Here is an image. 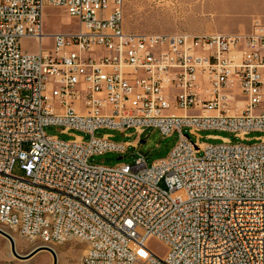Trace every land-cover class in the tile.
I'll use <instances>...</instances> for the list:
<instances>
[{
  "label": "built area",
  "instance_id": "1",
  "mask_svg": "<svg viewBox=\"0 0 264 264\" xmlns=\"http://www.w3.org/2000/svg\"><path fill=\"white\" fill-rule=\"evenodd\" d=\"M127 1L0 0V229L41 246L76 235L86 246L79 264H264V137L190 140L264 133V24L245 34L129 33ZM49 6L80 23L50 36V51ZM23 40L40 50L23 51ZM53 126L83 136H47ZM148 129L178 133L167 158L90 163L139 144L99 130ZM151 239L166 256L148 249Z\"/></svg>",
  "mask_w": 264,
  "mask_h": 264
},
{
  "label": "rangeland",
  "instance_id": "2",
  "mask_svg": "<svg viewBox=\"0 0 264 264\" xmlns=\"http://www.w3.org/2000/svg\"><path fill=\"white\" fill-rule=\"evenodd\" d=\"M194 4L198 7L197 0H177L164 3H154L146 0H129L123 8L124 13V29L129 33H148V34H165L176 35L188 33L187 18L189 12L183 11L185 18L181 19L180 14L182 7L188 4ZM186 5V6H185ZM187 9V8H186ZM222 13V11H221ZM80 30V23L77 19L70 17L62 8L45 7L43 11V48L50 51L53 48V40L50 36L58 34L76 33ZM190 34V33H189ZM21 49L27 53H37L39 50L36 42L31 40H23L20 44ZM60 127H48L45 129L47 136H55L63 141L73 139L72 135L83 136L80 132H70L62 134ZM109 135L112 141L120 144L139 141L137 148L131 146L125 156L107 153L104 155L94 156L90 159V163L99 166L112 167L116 164L132 163L136 154H142L147 159V164L151 166L153 163L163 160L168 157L179 140L178 133H173L170 136H163L157 129H148L145 133L138 137L134 130H128L125 133L112 130H99L96 132V137ZM200 138L190 136V140L195 143L198 139L200 143L206 145H219L221 139L230 140L232 144H254V140L264 137V133H251L246 138L252 142H242L236 139L232 134L218 131H202L199 134ZM211 136H217L220 139H211ZM88 139V136H85ZM14 176L22 177L23 172L16 164L12 168ZM164 188V184H161ZM16 241V251L20 256H26L33 250L41 247L39 244L29 242L13 235ZM148 249L159 257H164L168 253V247L159 240L151 239L147 245ZM52 249L58 256V264H79L82 260L86 246L76 240L69 241L64 245H53ZM142 256V255H141ZM0 264H53V256L49 252L37 254L29 261L17 260L13 257L9 242L0 236ZM140 264V263H137Z\"/></svg>",
  "mask_w": 264,
  "mask_h": 264
},
{
  "label": "crops",
  "instance_id": "3",
  "mask_svg": "<svg viewBox=\"0 0 264 264\" xmlns=\"http://www.w3.org/2000/svg\"><path fill=\"white\" fill-rule=\"evenodd\" d=\"M199 5L182 7L189 12L187 32L202 34H245L252 30L254 20L264 24V0H202ZM187 8V9H186ZM222 11V13H221Z\"/></svg>",
  "mask_w": 264,
  "mask_h": 264
},
{
  "label": "water",
  "instance_id": "4",
  "mask_svg": "<svg viewBox=\"0 0 264 264\" xmlns=\"http://www.w3.org/2000/svg\"><path fill=\"white\" fill-rule=\"evenodd\" d=\"M0 236L3 237L4 239H6L9 242L10 245V249H11V253L13 255V257H15L17 260H22V261H29L32 258H34L37 254H39L40 252H49L52 254L53 256V264H58V260L55 254V251L47 246H41L35 250H33L32 252H30L28 255L26 256H20L17 251H16V247H15V243L13 241V237L8 234L7 232L3 231L0 229Z\"/></svg>",
  "mask_w": 264,
  "mask_h": 264
},
{
  "label": "bare ground",
  "instance_id": "5",
  "mask_svg": "<svg viewBox=\"0 0 264 264\" xmlns=\"http://www.w3.org/2000/svg\"><path fill=\"white\" fill-rule=\"evenodd\" d=\"M39 50H40V47H39ZM240 105H242V103H240ZM188 157H190V159H198V152L196 150H188ZM13 235H16L21 238V234H13ZM72 240L78 241V237H76V235H67V242L72 241ZM13 241L16 245V241L14 238H13ZM33 242L41 246V241H33ZM64 244L65 243H56V244L55 243H42V246H47V247L52 248L53 245H64ZM44 252H40V253H44ZM56 257L58 259L57 254H56Z\"/></svg>",
  "mask_w": 264,
  "mask_h": 264
},
{
  "label": "snow or ice",
  "instance_id": "6",
  "mask_svg": "<svg viewBox=\"0 0 264 264\" xmlns=\"http://www.w3.org/2000/svg\"><path fill=\"white\" fill-rule=\"evenodd\" d=\"M141 255H145V253L141 252Z\"/></svg>",
  "mask_w": 264,
  "mask_h": 264
}]
</instances>
